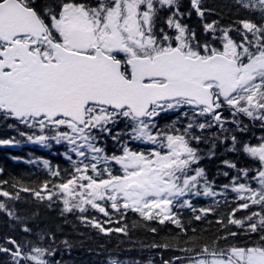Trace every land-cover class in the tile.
Returning a JSON list of instances; mask_svg holds the SVG:
<instances>
[{
  "label": "snow or ice",
  "instance_id": "obj_1",
  "mask_svg": "<svg viewBox=\"0 0 264 264\" xmlns=\"http://www.w3.org/2000/svg\"><path fill=\"white\" fill-rule=\"evenodd\" d=\"M226 6L224 22L209 0H0V122L17 134L0 146L56 147L69 165L29 159L49 178L0 179V214L22 234L0 237V264H66L84 244L35 227L22 193L81 237L69 216L103 236H128L130 213L174 226L140 242L173 253L161 264H264V0ZM218 145L244 158L222 161L219 185L200 166Z\"/></svg>",
  "mask_w": 264,
  "mask_h": 264
},
{
  "label": "trees",
  "instance_id": "obj_2",
  "mask_svg": "<svg viewBox=\"0 0 264 264\" xmlns=\"http://www.w3.org/2000/svg\"><path fill=\"white\" fill-rule=\"evenodd\" d=\"M230 0H209V3L213 6L219 7L223 10L224 22L229 19V9L227 4ZM233 10L232 18H236ZM243 15V13L241 14ZM11 123V121H9ZM257 135L260 133L257 132ZM17 134L12 129L7 128L6 124L0 122V139H7ZM20 139L19 137H17ZM199 147L203 151H207L209 145L201 144ZM62 151V149L54 147L53 149H45L38 145L22 143L19 146H0V167L4 168V174L0 175V179L12 180L22 179L25 183L36 184L49 178L45 170L37 165L28 164L25 161L29 159H48L53 165H60L62 168H67L69 165L64 161L62 156L55 153ZM217 155L212 159H204L200 162V166L204 167L209 175V178H214L217 185L227 183V178L223 175H218L223 171H228L224 168L222 161L225 159L233 160L239 164L244 163V158L237 153H231L225 151V146L218 145L216 149ZM20 157L19 160H13L11 157ZM28 203H18L17 209L21 214H30L32 211H39V217L34 222L35 227L43 228L45 226H54L56 224H62L64 233L70 235L71 238L76 240H84L82 247L75 248L71 254L65 253L63 260L66 264H107L109 256L118 258L120 260L128 261H140V264H148L149 260L153 261V264H161V256L164 259H168L173 253L160 252L159 250L141 248L140 242L143 244H149L153 239L160 240L162 237L169 233H174L176 230L174 226L170 224L159 225L154 222H142L135 214H129L123 221L129 227V235L124 236L121 233L113 232L109 236H103L98 234L95 230L85 229L79 225L74 216H69L68 219L72 223L77 224L78 230L84 233L81 237L72 230L71 224H63V218L60 217V206H54L52 209H48L43 205H36L32 198L27 193L21 194ZM197 206H206L210 201L205 199H199L196 201ZM227 208H221V211H227ZM219 213H217L218 215ZM189 213H185V216H189ZM239 215V214H238ZM216 216L210 215L208 220L215 221ZM133 225H135L133 227ZM116 227L118 225H111ZM193 227L199 229L207 228L208 231L204 233L205 236H211L217 229L218 225L215 223L209 225L207 222H195L193 221ZM155 227L158 229V233L154 236L148 228ZM5 235H13L16 238H21L22 234L18 229L13 230L9 227L7 217L0 214V237ZM102 246V247H101ZM88 249L92 251L89 252ZM2 258V257H0ZM58 259L60 257H57Z\"/></svg>",
  "mask_w": 264,
  "mask_h": 264
}]
</instances>
